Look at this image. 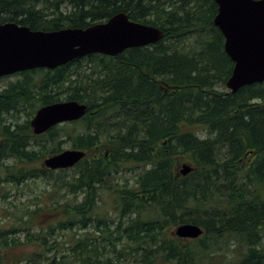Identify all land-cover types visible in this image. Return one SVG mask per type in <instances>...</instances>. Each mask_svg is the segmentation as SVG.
I'll list each match as a JSON object with an SVG mask.
<instances>
[{
  "label": "trees",
  "instance_id": "obj_1",
  "mask_svg": "<svg viewBox=\"0 0 264 264\" xmlns=\"http://www.w3.org/2000/svg\"><path fill=\"white\" fill-rule=\"evenodd\" d=\"M121 12L163 30V39L116 57L94 54L22 72V80L0 90V180L20 186L62 176L63 186L84 194L82 203L53 205L57 226L41 233L33 232V220L43 208L28 211L0 230V246H20L18 235L27 232L29 242L42 237L45 252L57 253L17 264H264V83L226 93L234 62L214 25L215 0H0V24L35 31L85 29ZM64 101L86 104L87 114L35 135L30 119L37 109ZM22 113L23 122L4 117ZM67 143L86 153L82 161L45 168L42 161ZM129 163L147 166L135 185L110 183ZM183 163L193 168L187 176L180 175ZM103 184L116 187L127 219L117 227L120 236L111 240L105 220L101 234H86L71 247L76 259L65 261L47 236L86 229ZM182 224L200 226L203 236L176 237ZM109 247L115 258L106 255Z\"/></svg>",
  "mask_w": 264,
  "mask_h": 264
},
{
  "label": "water",
  "instance_id": "obj_2",
  "mask_svg": "<svg viewBox=\"0 0 264 264\" xmlns=\"http://www.w3.org/2000/svg\"><path fill=\"white\" fill-rule=\"evenodd\" d=\"M218 14L214 25L225 37V52L234 62L226 86L231 93L256 83H264V0H215ZM163 30L135 22L126 13H118L103 23L88 28H64L57 31L32 30L14 22L0 24V78L36 69L55 70L76 59L100 54L116 57L128 49L159 43ZM88 106L77 101L49 104L37 109L30 121L35 135L45 134L60 124L82 119ZM86 156L77 149H65L44 159L49 170L73 168ZM193 168L181 165L180 174ZM176 237L195 240L203 229L182 224Z\"/></svg>",
  "mask_w": 264,
  "mask_h": 264
},
{
  "label": "rangeland",
  "instance_id": "obj_3",
  "mask_svg": "<svg viewBox=\"0 0 264 264\" xmlns=\"http://www.w3.org/2000/svg\"><path fill=\"white\" fill-rule=\"evenodd\" d=\"M89 71L90 70H88V72ZM20 78V75H13L11 77L0 79V90L8 86L10 82H15ZM223 88L224 87L219 86L218 89L222 90ZM4 117L6 118L7 122L13 123L16 121L23 122L27 118L23 113L20 115V117L18 115H6ZM200 134L202 135L204 132H200ZM69 148L70 143L64 145V149ZM43 162L44 160L42 163ZM145 168H147V166H143L141 164H125L121 172L117 176L115 175L110 183H113L115 186L117 184L126 183L133 186L137 181L136 179L138 178V175L142 173ZM18 169L19 168L17 167L16 170ZM2 173H5V168L0 166V174ZM3 174L1 175L2 177ZM68 175L71 177L72 172H68ZM61 177L62 176L59 178L56 177V179L52 180H46L44 177H42L37 180L27 181L20 186L0 180V230L5 228L9 229L13 225H16V221L22 216L24 219H27L28 211H34L37 209V207L43 208L44 211H41L37 216L38 218L33 220V232L41 233L42 230L40 227L44 226L47 227L52 225L56 227L58 219H53L54 213L52 209H50L53 205L56 203L75 205L82 203L84 200L83 193L74 194L72 191H70V189H68V187L63 186L62 184L64 179H61ZM69 177L67 176V178ZM103 186L104 184L100 185L102 188L98 191V198L96 200V205L92 214V221L86 229L75 228L74 230L70 231H59L56 229L53 236H47L50 245L56 243L58 244V256H61L65 261H72L76 259L71 247L75 245L78 240L86 238V234L89 236H93V233H96V236L101 234L99 230L101 231V229L104 227L105 220L108 221L109 226L113 231L111 240L120 236V232L118 231L117 227L120 221L124 222L125 224L127 219H121L120 217L119 200L112 192V189H115L116 187L109 189L108 187ZM59 217L62 218L61 213H59ZM176 228L177 227H175L173 231H175ZM18 236L17 237L19 241L22 243L20 246H14L7 249H2L0 246V264H17V260H26L31 258L45 260L46 256L49 257L50 255L54 256L57 254L55 249H51V252H45V249L40 245H43L44 242V238L42 237L38 238L37 236L34 239V242L31 243L27 240V232H22ZM125 239L126 238H123L122 240ZM122 246V241H118L116 243L117 249H122ZM108 250L109 252H107L106 255L110 256L111 258H115V253L112 251V247H109ZM132 264H134V262Z\"/></svg>",
  "mask_w": 264,
  "mask_h": 264
},
{
  "label": "flooded vegetation",
  "instance_id": "obj_4",
  "mask_svg": "<svg viewBox=\"0 0 264 264\" xmlns=\"http://www.w3.org/2000/svg\"><path fill=\"white\" fill-rule=\"evenodd\" d=\"M14 75H20L21 76V78L19 79V80H22L23 79V76L21 75V73H17V74H14ZM11 76H13V75H11ZM11 76H7V77H11ZM7 77H3V78H7ZM0 79H2V78H0ZM18 81V80H17ZM16 82V81H15ZM7 87V86H6ZM3 90V89H2ZM226 93H229L228 92V90H227V88H226ZM43 107V106H42ZM39 109V108H38ZM35 115V114H34ZM32 119V118H31ZM31 119H30V121H31ZM19 120V119H18ZM26 120V119H25ZM250 156H252V153L250 152Z\"/></svg>",
  "mask_w": 264,
  "mask_h": 264
}]
</instances>
